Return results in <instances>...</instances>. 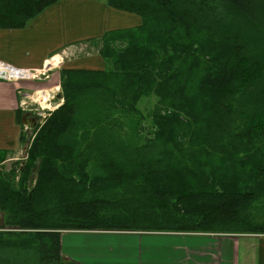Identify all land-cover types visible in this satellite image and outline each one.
<instances>
[{
    "label": "trees",
    "instance_id": "obj_1",
    "mask_svg": "<svg viewBox=\"0 0 264 264\" xmlns=\"http://www.w3.org/2000/svg\"><path fill=\"white\" fill-rule=\"evenodd\" d=\"M57 1L0 0V28ZM106 3L141 24L87 40L107 66L62 70V103L0 173V264H74L62 230L264 233V59L232 24L264 34V0Z\"/></svg>",
    "mask_w": 264,
    "mask_h": 264
},
{
    "label": "crops",
    "instance_id": "obj_2",
    "mask_svg": "<svg viewBox=\"0 0 264 264\" xmlns=\"http://www.w3.org/2000/svg\"><path fill=\"white\" fill-rule=\"evenodd\" d=\"M140 23L139 16L116 10L106 0H58L22 28H0V61L37 72L58 62L66 69H101L66 60L72 45ZM54 57L56 63L47 66ZM0 85L8 86L0 89V149H13L20 135L15 124L19 85ZM56 89L34 96L49 95V101ZM60 253L76 264H264V233L64 230Z\"/></svg>",
    "mask_w": 264,
    "mask_h": 264
},
{
    "label": "rangeland",
    "instance_id": "obj_3",
    "mask_svg": "<svg viewBox=\"0 0 264 264\" xmlns=\"http://www.w3.org/2000/svg\"><path fill=\"white\" fill-rule=\"evenodd\" d=\"M118 10V9H116ZM122 11V10H119ZM125 12V11H124ZM128 13V12H127ZM233 24V31L238 34L245 45H247L248 49L254 50V52L263 57L264 59V34L257 30V28L246 18L243 16L235 17ZM231 22V21H229ZM141 24V23H140ZM131 28V27H130ZM124 43L119 45L123 46ZM102 47V42L100 40L96 41H82L77 42L72 45L71 51L69 53V57L66 60L70 59V63L73 65L87 63L90 66L102 65L101 69H72V70H102L107 66L106 61L100 54V49ZM87 59V61H83ZM81 60V61H79ZM60 64H56L52 66L51 69L46 71L44 74H41L37 78L32 79H20V80H0V82H4L9 85H19L16 88L17 90V102L15 108V124L20 129V135L18 140V145L13 149H0V173L2 175L12 176L17 173V168L21 162V160H25L24 158V145L27 140L30 141L34 137V133L36 128L41 126L44 121L50 116V114L56 109V105L62 103V98H58L56 94H61V86H60V73L62 70H66V68L58 67ZM27 82V83H21ZM19 83V84H18ZM14 86V85H13ZM56 89L52 96L54 98L51 100L49 107H44L42 102L43 100L40 97L35 98L34 93L38 90L43 89ZM7 85H0V89H7ZM39 96V95H38ZM153 98V99H152ZM149 98V105H145V101L140 104L141 108L144 110L154 104V96ZM148 101V99H147ZM26 114L29 117H35L36 124L35 126H27L26 124H22V115ZM117 209L112 208L111 206L106 207L105 212L111 214L113 211ZM258 221V220H256ZM259 221H264V217L262 214L259 216ZM0 225H2L1 214H0ZM64 231V230H62ZM61 231V232H62ZM70 231V230H69ZM88 231V230H87ZM91 231V230H90ZM97 232H116V233H131V232H151L141 230H92ZM67 260V259H65ZM68 262H71L67 260ZM74 263V262H71ZM76 264V263H74Z\"/></svg>",
    "mask_w": 264,
    "mask_h": 264
},
{
    "label": "built area",
    "instance_id": "obj_4",
    "mask_svg": "<svg viewBox=\"0 0 264 264\" xmlns=\"http://www.w3.org/2000/svg\"><path fill=\"white\" fill-rule=\"evenodd\" d=\"M50 68L44 67L42 70L33 71L23 68L15 67L6 62L0 61V80H20V79H34L37 78L40 73L44 74Z\"/></svg>",
    "mask_w": 264,
    "mask_h": 264
},
{
    "label": "water",
    "instance_id": "obj_5",
    "mask_svg": "<svg viewBox=\"0 0 264 264\" xmlns=\"http://www.w3.org/2000/svg\"><path fill=\"white\" fill-rule=\"evenodd\" d=\"M58 98H61V95L60 94H58ZM51 102V101H50ZM61 104V103H60ZM59 104V105H60ZM59 105H56V107L55 108H57ZM29 116L28 115H26V114H23L22 115V123L23 124H26L27 126H31V125H33V126H35V124H36V121H35V117H33L32 119L31 118H28ZM29 142L30 141H27L26 143H25V145H24V158L26 157V150H27V148H28V146H29Z\"/></svg>",
    "mask_w": 264,
    "mask_h": 264
},
{
    "label": "bare ground",
    "instance_id": "obj_6",
    "mask_svg": "<svg viewBox=\"0 0 264 264\" xmlns=\"http://www.w3.org/2000/svg\"><path fill=\"white\" fill-rule=\"evenodd\" d=\"M55 63H56V58L54 57L52 60L47 61L46 65L48 66V65H51V64H55ZM35 98H37V97H35ZM47 98H49V95H44L42 97V99H45V101L42 102V104H43L44 107H49V105H50V100L47 101L48 100Z\"/></svg>",
    "mask_w": 264,
    "mask_h": 264
}]
</instances>
